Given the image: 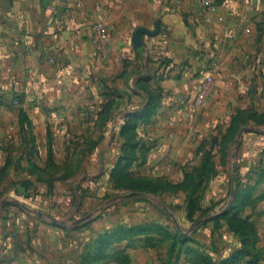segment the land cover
I'll return each instance as SVG.
<instances>
[{
	"label": "rangeland",
	"instance_id": "1",
	"mask_svg": "<svg viewBox=\"0 0 264 264\" xmlns=\"http://www.w3.org/2000/svg\"><path fill=\"white\" fill-rule=\"evenodd\" d=\"M189 2L178 58V0H0V264H264V0L248 49L225 0Z\"/></svg>",
	"mask_w": 264,
	"mask_h": 264
},
{
	"label": "crops",
	"instance_id": "2",
	"mask_svg": "<svg viewBox=\"0 0 264 264\" xmlns=\"http://www.w3.org/2000/svg\"><path fill=\"white\" fill-rule=\"evenodd\" d=\"M189 1L191 0H178L179 5L177 4V6L179 7H177L175 12L166 11L168 7H165V13L163 16L164 24L168 26L167 29L169 30V35L166 39V48L175 49L174 51L178 54V58L184 57L186 48H193L194 46H197L198 42L201 40L204 41L203 33H201V31L203 32V28L197 29L193 25L194 8L192 7V2L190 3ZM261 1L262 0H225V10L229 17V29H232L230 26L232 21H237L239 17L241 29L245 30L242 34L243 40H241V46L246 49L255 44L253 34L257 31V23L260 21V15L262 13L263 7ZM81 11L82 8L79 6V14H81ZM184 13H187L189 17L187 22H185ZM81 15H83V13ZM92 15L93 13H91L90 16ZM129 16L130 13L127 9L125 10V8H121L117 10V7L113 12L106 16V22L110 25L112 32L110 50L113 55V68H117L118 63L125 52L130 49V24L133 23L134 17H131L130 19ZM81 21L84 24L88 21L87 17L82 16ZM76 22L77 19L75 20V23ZM247 29H250L249 34L246 33ZM262 30V40L255 46L260 49L257 58L264 67V25ZM207 31H209V29H207ZM260 107L264 110V98L261 99ZM109 264L115 263L112 262ZM130 264L135 263L131 262Z\"/></svg>",
	"mask_w": 264,
	"mask_h": 264
},
{
	"label": "built area",
	"instance_id": "3",
	"mask_svg": "<svg viewBox=\"0 0 264 264\" xmlns=\"http://www.w3.org/2000/svg\"><path fill=\"white\" fill-rule=\"evenodd\" d=\"M97 35L99 37V42L101 41V44H103V46L108 43L109 35L102 25L101 26L99 25V30H97Z\"/></svg>",
	"mask_w": 264,
	"mask_h": 264
},
{
	"label": "water",
	"instance_id": "4",
	"mask_svg": "<svg viewBox=\"0 0 264 264\" xmlns=\"http://www.w3.org/2000/svg\"><path fill=\"white\" fill-rule=\"evenodd\" d=\"M144 31L142 28H138L133 36V43L134 45H138L140 43V37H141V32Z\"/></svg>",
	"mask_w": 264,
	"mask_h": 264
}]
</instances>
